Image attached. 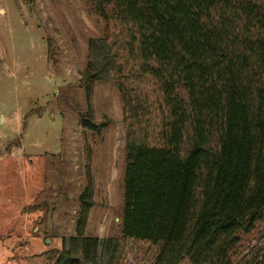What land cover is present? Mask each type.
<instances>
[{
    "label": "trees",
    "instance_id": "16d2710c",
    "mask_svg": "<svg viewBox=\"0 0 264 264\" xmlns=\"http://www.w3.org/2000/svg\"><path fill=\"white\" fill-rule=\"evenodd\" d=\"M108 33L91 40L81 83L111 78L123 100L122 237L77 234L52 264H120L125 238L154 264H234L264 222V0H94ZM84 125L100 130L89 111ZM24 207L41 210L43 201ZM245 264H264V244Z\"/></svg>",
    "mask_w": 264,
    "mask_h": 264
},
{
    "label": "rangeland",
    "instance_id": "374dc122",
    "mask_svg": "<svg viewBox=\"0 0 264 264\" xmlns=\"http://www.w3.org/2000/svg\"><path fill=\"white\" fill-rule=\"evenodd\" d=\"M107 33L94 0H0V264H52L48 252L77 234L89 184L85 234L122 237V94L111 78L81 83L90 41ZM89 111L103 128L84 125ZM39 194L43 208L25 212ZM241 238L234 264L264 244V222ZM157 252L125 238L120 264H154Z\"/></svg>",
    "mask_w": 264,
    "mask_h": 264
},
{
    "label": "water",
    "instance_id": "95a60500",
    "mask_svg": "<svg viewBox=\"0 0 264 264\" xmlns=\"http://www.w3.org/2000/svg\"><path fill=\"white\" fill-rule=\"evenodd\" d=\"M48 243V242H47Z\"/></svg>",
    "mask_w": 264,
    "mask_h": 264
}]
</instances>
